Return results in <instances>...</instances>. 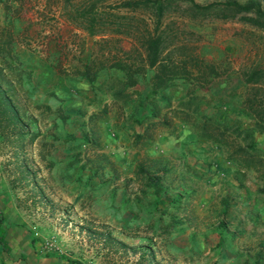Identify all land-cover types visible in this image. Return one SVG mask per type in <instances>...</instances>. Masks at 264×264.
Returning <instances> with one entry per match:
<instances>
[{"label":"rangeland","instance_id":"rangeland-1","mask_svg":"<svg viewBox=\"0 0 264 264\" xmlns=\"http://www.w3.org/2000/svg\"><path fill=\"white\" fill-rule=\"evenodd\" d=\"M79 1L82 0L74 2ZM213 1L225 0H169L161 17L160 28H165L174 40H184L194 45L195 51L216 62L220 70H228L226 74L232 77H226L222 73L214 77L207 87H197L198 93L207 94L212 98V102L217 103L222 101L219 97L228 98L230 90L242 92L246 89L240 71L250 66L264 67V28L242 19L241 13L224 17L211 11L202 15L190 7L191 2L207 4ZM259 1L264 7V0ZM49 10L50 13L60 12L56 3L51 4ZM120 11L126 12V9L122 8ZM131 14L147 18L151 16L146 11L141 13V10ZM61 16L66 19L59 13V18L49 15L43 21L25 23V30L19 38L22 45H15L21 58L27 53V56H31L29 53L33 52V66L44 65V69H47L49 61L56 63L58 59L56 46L52 45L57 41L56 36H59L58 47L62 48L63 44L67 46L60 48L59 52L61 50L70 57L77 53L82 55L84 50L78 51V47L74 48L72 45L77 39V36L73 35L76 33L73 32L77 31H71V28H80L79 25L64 22ZM96 38H99V35H89L85 41L95 49ZM130 40V37L122 35L120 44L128 49L132 44ZM108 44L112 45V42ZM26 62L23 60L24 65ZM27 65L30 66L28 62ZM44 69L37 73L28 69L34 82L29 99L28 96L26 99V93L21 89L18 91L22 95H12L13 90L12 87L8 88L7 80L11 82L10 79L13 78L14 82H19L13 71L6 69L7 78H0V216H3L1 213L4 211L7 213V210L18 213L11 217L18 220L20 225H25L34 240L42 239L44 250L62 251L76 264L252 263V256L260 248V243L264 242V191L258 189L264 186V180L260 177V172L253 168L246 169L244 174L236 175V162L228 159L222 147L213 145L214 142L210 143L213 146L211 151L220 148L218 152L227 163L234 165L231 174L228 175V168L222 166L214 169L216 161L213 158L208 159L206 149L201 155V160L204 159L206 164L202 165L194 180L187 176V169L179 178L177 175L173 176L169 169L162 179V185H167L168 188L155 195L153 187L146 185L145 178L155 171L157 166L155 163H143L148 170L136 171L135 181L125 182V187L123 184L125 191L141 192V203L150 201L152 204L150 211H146L143 204H136L137 221L141 224L125 228L126 231L120 234L114 231L115 227L107 225L110 224L111 217L98 221V216L88 209L93 201H96L93 193L99 190L100 185L95 187L92 180H83L82 172L77 167H69L73 164H70V159L66 163L56 165L54 150L57 148V142L52 132L56 126L54 115L58 108L42 111V106L34 107V104L38 103L34 98L38 95L40 97V91L49 93L55 87L53 83L56 79L45 76ZM176 82L173 98L185 90L181 80ZM1 94L3 97L7 95L12 105L8 106L3 102ZM232 98L237 100L238 97ZM27 100L29 104H26ZM23 102L25 115L21 107ZM222 105L226 110L230 108L224 101ZM12 106L15 110L11 111ZM234 115V112L229 114L230 117ZM101 118L105 120L104 115ZM128 121L122 120L121 129ZM159 130L173 131L171 128ZM93 134L90 131L89 135ZM128 137L131 145L136 148L151 146L153 143L133 144V133L128 132ZM66 139L69 144L76 142L72 137ZM257 140L264 150V138L262 141L259 138ZM202 142L206 143L208 140ZM188 152L193 154L191 150ZM261 155L264 158V153ZM219 161L221 160H217ZM68 168H71V171L65 175ZM155 172L161 174L160 171ZM69 179L72 183L68 182ZM114 186L119 188L120 185L115 182ZM111 189L113 190V187ZM166 194L170 195V199L181 195L180 210L168 208L169 205L161 199ZM223 198L228 199L225 215ZM120 201L121 205L128 207V204H123V200ZM100 206L104 207L103 204ZM158 207L168 208L167 213L159 217ZM11 217L9 216L10 219ZM129 217V214H126L123 219ZM221 218L227 220V231H221L219 228L218 221ZM3 225L6 226L5 222ZM51 239L55 240L54 245L44 246V242ZM21 258L17 248L13 252L12 249H0V264H18L15 259Z\"/></svg>","mask_w":264,"mask_h":264},{"label":"trees","instance_id":"trees-1","mask_svg":"<svg viewBox=\"0 0 264 264\" xmlns=\"http://www.w3.org/2000/svg\"><path fill=\"white\" fill-rule=\"evenodd\" d=\"M74 1L76 0H46V3L50 7L51 4L56 3L60 13L68 21L79 25L89 35H99V38L94 40L96 48L88 52L86 59L81 58L78 53L74 54V62L67 61V53L60 51L58 57L60 59L52 65L61 74L82 75L90 81L95 79L101 68H119L125 74L124 79L112 78L107 84L112 88L113 96L121 100L122 104L130 99V93L124 89L126 85H134L139 80L148 83L150 90L143 99H139V104L141 106L145 104L148 112L133 118L138 123H144L143 131L133 133V144L151 143L158 129L174 130L176 127L174 121L179 120L189 125L198 137L220 145L226 152V157L236 162L237 168L234 171L236 175L244 174L246 169L253 168L260 172L259 175L264 180V158L261 155L264 150L255 138L256 132L264 133V67L244 68L240 71V77L246 89L242 92L230 90L228 98L219 97L222 101L212 102V98L207 94L198 93L197 87H207L214 77L222 73L226 77L232 76L226 74L228 70H220L216 62L195 51L194 45L184 40H174L172 34L165 28H160L161 17L169 0ZM190 7L202 15L211 11L224 17L241 13L242 19L264 28V7L259 0L243 2L225 0L207 4L191 2ZM122 8L126 9V12H121ZM139 10L141 13L146 11L151 16L147 18L143 15L131 14ZM24 27H26L25 23ZM122 35L130 37L132 42L130 48L126 49L120 44ZM20 36L21 34H15L12 30V23L0 24V78H7L6 69L13 71L19 82H14L13 78L10 79L12 83L7 80L8 88L12 87L14 96L20 95L21 92L18 90L21 89L26 93V99L27 96L29 99L34 82L31 79L32 73L26 70L15 49ZM109 42H112V45L108 44ZM178 80L184 83V93L175 98L169 94L160 98V92L175 87ZM233 96L239 99L234 100ZM2 101L8 106L12 105L7 95ZM223 101L230 105L229 109L223 107ZM26 104H29V100ZM22 106H25V102L21 103ZM36 106L38 108L42 106V111L51 109L48 104L39 102L34 104V107ZM13 107L11 111L15 110ZM22 112L25 115L23 107ZM104 112V108L92 112L89 114V119H98L104 115ZM230 112H234L235 115L230 117ZM80 142L88 147L98 146L94 134L85 135ZM69 161L70 164L76 162L77 156ZM138 169L142 172L148 170L144 165H140ZM158 169H161V174L153 171L145 178L146 185L153 187L155 195L160 190L168 188L167 185H162V179L169 168L159 166ZM258 189L264 191V186ZM181 198V195L171 198L167 202L168 208L180 210ZM223 201L225 215L228 199L223 198ZM158 208L159 217L168 211V208ZM218 223L221 231H227L225 218L219 219ZM260 248H264V242L260 243ZM260 248L252 256L251 264H264V249ZM0 249L10 250L5 238L3 216H0Z\"/></svg>","mask_w":264,"mask_h":264},{"label":"crops","instance_id":"crops-1","mask_svg":"<svg viewBox=\"0 0 264 264\" xmlns=\"http://www.w3.org/2000/svg\"><path fill=\"white\" fill-rule=\"evenodd\" d=\"M49 9L50 6H48L46 0H0V24L12 23L14 33L21 34L25 28L24 23L31 21L40 22L45 20L47 16L49 17V15L59 18L60 12L54 11L50 13L48 12L50 11ZM62 21L70 22L63 17ZM71 31L81 32H73L76 33L73 35L77 36V39L72 42V45H74V48L78 47V51L84 50L81 58L86 59L88 52L93 48L92 44L89 46L88 42L85 41L89 34L78 27L71 28ZM58 38L59 36H56L57 41L54 42L55 44L52 43V45L56 46V48L54 47L57 50L56 55L60 57L59 49L61 47H58L60 45ZM17 44L22 45L20 43ZM83 46L84 48H82ZM66 47V44H63L61 49ZM29 54L31 56H27V53V58L26 56L21 58V54H18L22 61L25 60L30 64L29 66L26 62V68L31 69L34 73L44 69V65L33 66L32 63L35 60L32 56L35 57V54L33 52ZM67 59V61L74 62V57L67 56ZM50 62L54 64V61H49L48 68L44 70H46L45 76L48 75L49 78L53 77L56 79V82L53 83L55 86L54 90L49 93H44V91L41 93L40 91V97L38 95L34 99L39 103L48 104L51 108H58L54 115V124L56 126L52 132V136L55 137L57 142V148L54 150L56 165L63 162L66 163L68 159L77 156V161L69 167H77L82 172L83 180H92L95 187L100 185L99 190L93 193L96 201H93L92 206L88 210L93 211L92 214L98 216V219H100L98 221H105L107 220L106 218L111 217L112 220L107 225L115 227L114 231L123 234L127 228L141 224L137 221L136 215L138 209L136 204H143L139 201L142 196L141 192L136 190L125 191L123 184L125 187V182L135 181L136 171L139 170L140 165H144L143 163H155L157 166L155 171L157 172H162L161 169H158L159 166L169 168L173 176H178L177 178L180 175H184V170L187 169V176L189 175L194 180L199 173V169H202V165L206 164L204 159L201 160V155L208 149V159L211 160L213 158L216 161L214 169L222 166L228 168V175L231 174L234 165L227 163L223 155L218 152L220 148L211 151L213 148L212 144H210L213 143L211 140L206 143L202 142L207 141V139L198 137L189 125L179 120L174 121L176 127L171 132L167 131L168 129H158L154 134L151 146L136 148L131 145L130 139H128V132H141L144 128V123L140 125L133 118L138 116V114L141 115L148 112L145 104L143 106L139 104V99H143L150 90V85L145 81L139 80L134 85H126L124 89L130 93V99L125 104H122L121 100L113 96V90L107 84L112 78L124 79L125 74L119 68H101L98 70L95 79L90 81L82 75L73 73L61 74L56 71V68ZM174 92H176V89L170 87L167 91L160 92V98H164L167 94L173 95L172 93ZM183 93L184 90L174 96L177 97ZM143 102L145 103V99ZM102 108L105 111V120L101 117L95 120L89 119V114ZM123 119H128L129 121L121 129ZM90 131L96 135L98 146L88 147L80 143V140L89 134ZM69 136H72L76 142L67 143L66 137ZM255 138L256 140L259 138L262 141L264 134L256 132ZM257 141L259 142V140ZM263 144L264 142L262 141L264 148ZM213 145L217 146L218 144L215 143ZM188 150H191L193 154L188 152ZM219 159L221 161L217 162ZM69 171H71V168L65 171V175H68ZM68 182L72 183L70 179ZM115 182L119 183V188L114 186ZM111 187H113V190ZM132 188L135 189V186ZM161 199L167 204L170 201V195L166 194ZM120 200H123V204H128V207L121 205ZM101 204L104 207L100 206ZM143 205L146 211L147 209L150 211L152 208L150 207V205L152 206L150 201H146ZM10 211L7 210V213L4 211L1 214L4 216L3 222L6 224L4 228L8 246L12 249V252L17 248L19 256H22L21 259H15V263L76 264L69 258V255L62 251L50 252L44 250L42 239L34 240L26 226L20 225L18 220L12 218L16 213ZM126 214H129L130 217L123 219ZM11 215L13 216L11 217ZM180 245L182 244L180 243Z\"/></svg>","mask_w":264,"mask_h":264},{"label":"built area","instance_id":"built-area-1","mask_svg":"<svg viewBox=\"0 0 264 264\" xmlns=\"http://www.w3.org/2000/svg\"><path fill=\"white\" fill-rule=\"evenodd\" d=\"M54 241H55L54 239L47 240L46 242H44V246L51 247L52 245H54L55 243Z\"/></svg>","mask_w":264,"mask_h":264}]
</instances>
